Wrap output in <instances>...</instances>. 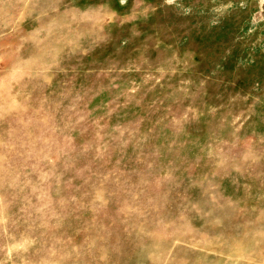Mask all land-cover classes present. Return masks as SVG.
Returning a JSON list of instances; mask_svg holds the SVG:
<instances>
[{
	"label": "rangeland",
	"instance_id": "rangeland-1",
	"mask_svg": "<svg viewBox=\"0 0 264 264\" xmlns=\"http://www.w3.org/2000/svg\"><path fill=\"white\" fill-rule=\"evenodd\" d=\"M0 264H264V0H0Z\"/></svg>",
	"mask_w": 264,
	"mask_h": 264
}]
</instances>
